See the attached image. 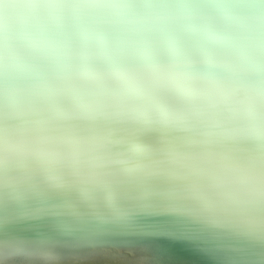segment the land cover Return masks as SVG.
<instances>
[{"label":"clouds","instance_id":"1","mask_svg":"<svg viewBox=\"0 0 264 264\" xmlns=\"http://www.w3.org/2000/svg\"><path fill=\"white\" fill-rule=\"evenodd\" d=\"M264 264V0H0V264Z\"/></svg>","mask_w":264,"mask_h":264},{"label":"bare ground","instance_id":"2","mask_svg":"<svg viewBox=\"0 0 264 264\" xmlns=\"http://www.w3.org/2000/svg\"><path fill=\"white\" fill-rule=\"evenodd\" d=\"M105 264H124V261L120 257H108L105 260Z\"/></svg>","mask_w":264,"mask_h":264}]
</instances>
